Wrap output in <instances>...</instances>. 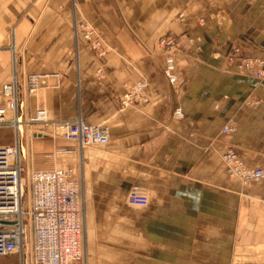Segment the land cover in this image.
Returning <instances> with one entry per match:
<instances>
[{"label":"crops","instance_id":"obj_1","mask_svg":"<svg viewBox=\"0 0 264 264\" xmlns=\"http://www.w3.org/2000/svg\"><path fill=\"white\" fill-rule=\"evenodd\" d=\"M80 23L94 27L102 58ZM164 35L176 40L174 86L162 75ZM235 45L264 56V0H0V84L17 77L23 113L45 108L53 120L109 132L106 144L82 149L40 135L27 146L26 166L76 165L92 189L83 203L87 264H264V179L243 185L221 161L232 146L264 168V77L227 59ZM30 73L59 77L27 95ZM141 76L148 101L122 108L125 87ZM247 96L260 106H245ZM230 124L237 129L221 131ZM132 185L149 196L139 210L126 206Z\"/></svg>","mask_w":264,"mask_h":264},{"label":"built area","instance_id":"obj_2","mask_svg":"<svg viewBox=\"0 0 264 264\" xmlns=\"http://www.w3.org/2000/svg\"><path fill=\"white\" fill-rule=\"evenodd\" d=\"M78 27L87 45L102 58L106 50L94 27L88 23H80ZM157 44L166 52L162 75L174 86L178 82L173 53L176 40L172 35H164ZM240 51L241 47L235 45L227 59L234 61L238 57V67L243 72L262 79L264 56L241 55ZM50 76L57 78L59 73L27 74L23 82L25 93L35 94L43 78ZM148 87L149 81L143 76L132 81L121 95L120 106L147 102ZM262 92L264 94V87ZM18 95L19 81L11 75L0 84V127H12L15 135L13 144L0 145V256L17 253L18 264H87L83 255L84 194L76 165L29 171L24 162L28 151L23 138L25 134L31 138L56 135L82 149L90 144H106L108 129L84 123L80 118L53 120L45 108L24 114V103ZM244 104L256 109L261 100L247 96ZM174 115L182 116L179 107L174 109ZM31 126H35V130L27 134L25 128ZM236 129V125L230 124L221 131L230 133ZM221 161L225 174L238 178L243 185L264 179V168L246 165L232 146L224 149ZM148 202L149 196L143 187L132 185L128 189L127 204L145 207Z\"/></svg>","mask_w":264,"mask_h":264},{"label":"rangeland","instance_id":"obj_3","mask_svg":"<svg viewBox=\"0 0 264 264\" xmlns=\"http://www.w3.org/2000/svg\"><path fill=\"white\" fill-rule=\"evenodd\" d=\"M51 128H52L51 126L48 127V129L50 130L49 133L52 134ZM25 130H26V133L28 134L29 133L28 132L29 130L30 131L35 130V126H31L29 128L27 127V128H25ZM47 137L57 138L58 136L53 135V136H47ZM30 139H31V137H28L25 134V136L23 138V144H24L25 147L28 146V148H29V146H30ZM14 140H15V135L13 133V128L12 127H0V145L13 144L14 143ZM90 145H87L85 147H88ZM28 148H27V151H28ZM27 159H28V161H30V155H29L28 152H27V157H26V159H25L24 162H26ZM27 168H28L29 171L32 170V168H30V166L29 167L27 166ZM230 178H234V177H230ZM234 179L239 180L238 178H234ZM83 194H84V202H85L86 198L89 197L92 194V189L90 187H86V188L83 187ZM125 202H126V199H125ZM126 206H128L131 209H138V210L141 209V208H143V207H138V206H134V205H129L127 203H126ZM83 244H84V238H83ZM14 262L15 261L11 257H1L0 256V264H14Z\"/></svg>","mask_w":264,"mask_h":264},{"label":"bare ground","instance_id":"obj_4","mask_svg":"<svg viewBox=\"0 0 264 264\" xmlns=\"http://www.w3.org/2000/svg\"><path fill=\"white\" fill-rule=\"evenodd\" d=\"M26 151V150H25Z\"/></svg>","mask_w":264,"mask_h":264}]
</instances>
